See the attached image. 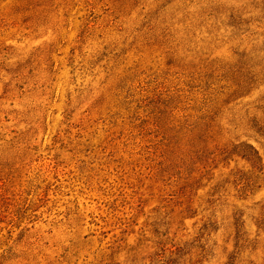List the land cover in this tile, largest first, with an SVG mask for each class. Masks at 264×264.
Wrapping results in <instances>:
<instances>
[{
    "label": "rangeland",
    "instance_id": "374dc122",
    "mask_svg": "<svg viewBox=\"0 0 264 264\" xmlns=\"http://www.w3.org/2000/svg\"><path fill=\"white\" fill-rule=\"evenodd\" d=\"M161 1L0 0V264H264V0H172L176 19L186 5L230 24L172 38L149 32ZM232 66L254 81L223 108V140L263 169L233 155L176 186L111 88L183 89L188 108Z\"/></svg>",
    "mask_w": 264,
    "mask_h": 264
},
{
    "label": "trees",
    "instance_id": "16d2710c",
    "mask_svg": "<svg viewBox=\"0 0 264 264\" xmlns=\"http://www.w3.org/2000/svg\"><path fill=\"white\" fill-rule=\"evenodd\" d=\"M174 3L172 0H162L161 5L158 4L152 14H147L149 32L155 34L154 25H156L161 37L172 38L176 31L175 26L183 24L191 26L194 18L200 20V23H206L210 19L215 20V23L207 22L215 31H218L222 24L230 26L229 23L224 24L218 15L211 14L212 12H187L186 5L179 12L185 19H176L175 11L169 10L174 7ZM186 33L193 32L188 29ZM169 55L173 56L174 52H169ZM233 67L223 68L222 75H219L218 79L209 77L213 80L205 83L204 86H199L202 90L198 88L196 91L201 93L202 97L191 98L193 104L188 108L182 106L180 93L186 90L167 89L150 96L134 98L131 84H127L126 79L117 76L120 81L111 88V95L116 100V106L126 111H130L131 107L134 112L139 109L142 111L143 119L138 127L156 140V149L162 167L160 172L165 174V179L170 180V183L189 187L192 185L190 180L193 179V172L216 168L217 159L225 161L223 166H226L233 155L239 156L249 165L256 166L258 171L263 169L261 158L251 144L246 141L240 142L245 150L241 154H235L230 147L233 142L223 140L224 127L220 120L223 108L232 102L231 97L245 94L254 81L251 75L241 74L238 70L233 71ZM112 70V66L107 69L101 82L103 87L108 84V80L113 75ZM229 73L231 76L228 75ZM221 96L224 98L219 102ZM134 112L133 116L136 115ZM137 117L140 119L139 116ZM145 124H149L150 128Z\"/></svg>",
    "mask_w": 264,
    "mask_h": 264
}]
</instances>
